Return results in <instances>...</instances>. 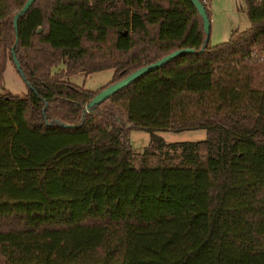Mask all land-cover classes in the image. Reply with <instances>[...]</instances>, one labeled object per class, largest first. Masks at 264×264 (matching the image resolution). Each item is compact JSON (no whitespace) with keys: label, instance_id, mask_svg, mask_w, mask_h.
<instances>
[{"label":"trees","instance_id":"1","mask_svg":"<svg viewBox=\"0 0 264 264\" xmlns=\"http://www.w3.org/2000/svg\"><path fill=\"white\" fill-rule=\"evenodd\" d=\"M24 1L0 0V76L14 55L26 84L0 91V264H264V0L212 44L190 0H32L14 31ZM185 128L204 138L159 146Z\"/></svg>","mask_w":264,"mask_h":264},{"label":"rangeland","instance_id":"2","mask_svg":"<svg viewBox=\"0 0 264 264\" xmlns=\"http://www.w3.org/2000/svg\"><path fill=\"white\" fill-rule=\"evenodd\" d=\"M248 24L249 20L245 11L244 0H210L208 43L224 41L232 29H242ZM61 67L63 65L59 63L53 65L51 70L56 71ZM111 73V68L89 73L79 71L67 76V79L86 88L95 89L104 84L110 78ZM0 91L19 95L26 91V84L11 61H7L6 67L0 76ZM155 135L161 142L159 146L166 147L170 141L202 139L205 131L203 128H185L178 131H160ZM126 136L130 138L129 147L133 150H141L144 147L152 148L154 145L149 134L141 129L131 130L126 133Z\"/></svg>","mask_w":264,"mask_h":264},{"label":"water","instance_id":"3","mask_svg":"<svg viewBox=\"0 0 264 264\" xmlns=\"http://www.w3.org/2000/svg\"><path fill=\"white\" fill-rule=\"evenodd\" d=\"M190 1L195 6L196 10L198 11V13L200 14V16L202 18L203 30L205 33L204 40H205L207 38V34H208V30H209V20L207 18V15L205 14V11H204L202 4L198 0H190ZM31 2H32V0H25L23 2L22 6L13 14L12 24H13L14 31H16L17 17L28 8V6L30 5ZM38 30H39V28H38ZM15 38H16V32H15ZM192 50H193L192 48H187V47L175 49V50H172L171 52L161 56L160 58L156 59L153 62H150L146 65H143L141 67L136 68L135 70L129 72L124 77H122V78H120L114 82H111V83L107 84L106 86H104L103 88H101L100 90H98L90 98V100L87 102L86 106H89V105H92V104H95V103L102 101L108 95H110L111 93H113L114 91L119 89L120 87L128 84L131 80H133L137 76L141 75L142 73H144V72H146L152 68L159 66L160 64L169 60L173 56L177 55L178 53L185 52V51H192ZM12 58H13L15 67L18 68V63L15 61L14 55H12Z\"/></svg>","mask_w":264,"mask_h":264},{"label":"built area","instance_id":"4","mask_svg":"<svg viewBox=\"0 0 264 264\" xmlns=\"http://www.w3.org/2000/svg\"><path fill=\"white\" fill-rule=\"evenodd\" d=\"M123 140H124L125 145H129L131 143L130 138H128V136H126V133L123 135Z\"/></svg>","mask_w":264,"mask_h":264}]
</instances>
